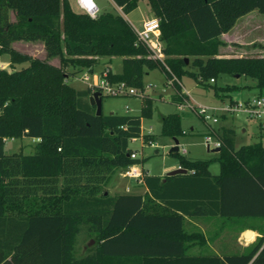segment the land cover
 <instances>
[{
  "label": "trees",
  "instance_id": "16d2710c",
  "mask_svg": "<svg viewBox=\"0 0 264 264\" xmlns=\"http://www.w3.org/2000/svg\"><path fill=\"white\" fill-rule=\"evenodd\" d=\"M113 1L127 14L141 0ZM146 1L161 19L164 63L150 57L121 13L92 18L71 0H0V55L8 54L12 67L22 64L0 68V264H249L264 243L263 237L248 253L223 258L186 253V240L202 243L203 235L185 231V215L264 218V144L236 148L231 126L217 129L222 145L213 159L171 151L188 172L146 173V194L106 189L117 171L142 163L131 157L130 139L140 136L142 118L152 116L153 100L145 97L138 115H97L89 100L95 87L72 86L64 68L94 72L100 57L119 56L122 71L110 68L108 79L137 88L148 70L159 68L180 81H173L176 105L189 99L184 76L214 87L221 101H232L230 93L241 88L218 86L224 74L256 80L264 96V56L221 53V35L240 17L264 13V0ZM20 40L42 41L47 59L59 57L61 66L19 52L12 44ZM183 130L180 112L163 116L162 135L179 138ZM24 136L39 139L34 153L5 152L8 139ZM214 161L218 174L210 170ZM84 228L94 244L76 257ZM251 264H264V248Z\"/></svg>",
  "mask_w": 264,
  "mask_h": 264
},
{
  "label": "rangeland",
  "instance_id": "374dc122",
  "mask_svg": "<svg viewBox=\"0 0 264 264\" xmlns=\"http://www.w3.org/2000/svg\"><path fill=\"white\" fill-rule=\"evenodd\" d=\"M100 7L101 12H114L121 13L122 11L114 3L113 0H95ZM71 4L74 10H77L74 1L71 0ZM153 16L149 5L146 0H141L138 7L130 13L125 14V18L133 22L137 27L141 26V20L143 17ZM248 21H244L245 18L239 20L238 26L242 29L243 25L250 27L251 31H245V39L249 43L248 45H243L245 49L241 51L243 56H257L256 54L264 55V26L260 25L264 23V13L257 11L255 16L246 17ZM10 19L14 21L16 19L15 12H10ZM223 40V39H222ZM224 41V40H223ZM225 43L224 46H226ZM12 46L21 53L29 54L33 57L46 60V50L44 43L42 41H15ZM221 46V49L222 47ZM254 49V52H249L248 50ZM222 53V52H221ZM230 53L228 51L222 53L223 56L227 57ZM236 54V53H233ZM49 63L60 67L61 61L59 57H54L47 59ZM112 66L114 72L120 71L122 69V59L119 56H114L110 62L108 56H102L99 59L98 64L94 67V72H91L88 68H80L76 66H68L64 68V71L69 75V83L78 88L85 89L88 87V82L83 78L85 75L93 76L94 74H101L106 67ZM22 64H15L13 67L10 65V56L8 54L0 55V68L6 69L8 71H13L14 69H20ZM236 76V75H235ZM224 74L218 81V86L237 84L241 88L239 90L233 91L230 94L233 99L242 100L249 97H255L258 95L259 90L255 87L256 80L250 77H238ZM92 82V80L90 81ZM145 85H153L155 87L147 89L146 93L153 100V114L151 117H143V124L146 134L151 128V133L154 135V139L146 142L145 146H141V141L137 140L135 142H130L129 148L131 150H136L138 152L139 159L142 160V167L149 174H160L168 167L178 163L175 156L170 154L171 148L175 145V141L172 137L164 136L161 134L162 118L163 116L173 113L180 112L182 114V126L184 130L191 132L190 126H195L194 135H183L178 139L187 153H183L182 148H179V152L191 159H213L217 156V153L209 150L205 145V135L208 132V126L203 121V119L196 113V111L191 108L186 107L184 110H180L178 105L171 101L172 96L175 93V88L172 84L168 82V79L164 72L155 68L148 70L144 76ZM182 83L185 85V89L189 91L192 100L208 104L217 105L222 102L229 101V98L221 101L216 95L214 87L204 88L203 86L196 83V81L190 76H184L182 78ZM144 104V99L139 96H112L103 94L102 99V112L104 114H141L142 106ZM264 123V118H253L249 119L246 114L240 113L237 116H226L222 117L217 129L221 128L222 125H227L235 128L236 137L235 145L236 148L242 145L255 144L257 142H262L264 144V127L261 124ZM245 130V131H244ZM39 139L35 137L27 136L25 138L18 139H8L5 145V152L15 153L23 152L24 154H32L36 150V146ZM149 142H152L151 145ZM210 170L213 174H218L220 172V164L218 161H214ZM122 170L117 171L109 184L106 185V189L110 194L124 193L130 188V192H137L146 194L143 184H136L131 186L132 179L123 177L121 174ZM130 185V186H127ZM127 190V191H126ZM227 221L239 219L236 217L228 218L224 217ZM94 241L90 236L86 235L85 228L82 233L77 237V243L75 247L76 257H82L88 252V247L93 245ZM86 248V252H85Z\"/></svg>",
  "mask_w": 264,
  "mask_h": 264
},
{
  "label": "built area",
  "instance_id": "2783aa9c",
  "mask_svg": "<svg viewBox=\"0 0 264 264\" xmlns=\"http://www.w3.org/2000/svg\"><path fill=\"white\" fill-rule=\"evenodd\" d=\"M78 12L85 13L92 18H97L101 10L95 0H73ZM119 9L122 11L121 7ZM122 14H125L122 11ZM129 23L132 25L133 29L137 34L138 41L145 46H147L150 57L159 60L164 63L166 57L163 50V42L161 40V19L155 16H149L142 21L140 27H137L133 22ZM110 67H106L103 73L99 76L85 75L84 80L89 83L90 86L95 87L94 91L99 90L103 94L112 96H139L143 99L148 96L146 93L147 89L153 88V85H144L142 88H137L128 85L126 82H111L107 75ZM92 80V82H90ZM176 80L180 82L176 77L168 79V82L173 85V81ZM214 82V79L210 80ZM189 99H185L183 103L178 104L180 110H184L186 107L191 108L196 111V113L203 119V121L208 126V132L205 135V145L209 150L215 151L221 148L222 141L217 135V126L219 125L222 116H237L240 113L246 114L249 119L253 118H264V96L249 97L242 100L233 99L232 101L222 102L217 105L203 104L192 100L189 92H185ZM264 127V123L261 122ZM187 130H183L184 135L187 134ZM147 134L151 133V128ZM146 132L144 129L143 118L141 124V134L138 137H132L130 142H135L137 140L141 141V146L144 147L146 142L145 138ZM153 145L152 142H149ZM179 148L186 152L183 144L179 142ZM132 158H139L138 152L136 150H131ZM179 167H182L179 165ZM146 171L142 167L141 163L132 164L127 168L123 169L121 174L123 177L132 179L138 184H144ZM127 192H130V188H126Z\"/></svg>",
  "mask_w": 264,
  "mask_h": 264
},
{
  "label": "crops",
  "instance_id": "0c3cea01",
  "mask_svg": "<svg viewBox=\"0 0 264 264\" xmlns=\"http://www.w3.org/2000/svg\"><path fill=\"white\" fill-rule=\"evenodd\" d=\"M150 8V7H149ZM257 13L256 10L240 17L234 27L227 33H223L221 35V39L227 43L226 46L222 47L221 52L224 53L228 51L230 56H243L239 53L243 49H245V45L253 42H247L245 39V31H251L250 27L243 25L242 29L239 28L238 22L239 20L245 18L244 21H248L246 17L255 16ZM149 17V16H147ZM146 16L142 18V21L147 18ZM260 25L264 26V23ZM244 45V46H243ZM249 52H254V49L248 50ZM236 53V54H233ZM257 56H264L260 54H256ZM110 62L114 57H109ZM122 59V58H121ZM112 69V66H110ZM123 68V65H122ZM113 70V69H112ZM120 71H116L120 73ZM95 76H99L100 74H94ZM235 79L238 77L235 76ZM182 83V82H181ZM88 83V87H89ZM183 92H189L185 89V85L182 83ZM191 132H187L185 135H194L195 133V126H190ZM245 131V130H244ZM24 136L22 138H25ZM38 139V138H37ZM180 142V141H179ZM22 152V151H21ZM214 152L217 153L215 150ZM183 153H187L183 152ZM179 167V163L172 165L165 169L162 173L158 175H166L169 171L176 169ZM131 186L133 187L136 182L132 180ZM130 186V185H127ZM144 189L146 190L145 186ZM137 193V192H136ZM185 231L188 234H192L194 232H199L203 235L202 243L194 239L186 240L187 241V250L186 253L189 255H196V254H217L220 257H224L227 255H236V254H244L248 253L260 240V238L264 237V218H248V219H234L227 221L222 216H187L185 215ZM253 233L252 236H247L248 232ZM82 233V232H81ZM80 233V234H81ZM87 235V233H86ZM88 236V235H87ZM264 248V243L261 245L260 249L252 258L251 264L260 254L262 249ZM86 252V248H85ZM86 255V254H85Z\"/></svg>",
  "mask_w": 264,
  "mask_h": 264
},
{
  "label": "water",
  "instance_id": "95a60500",
  "mask_svg": "<svg viewBox=\"0 0 264 264\" xmlns=\"http://www.w3.org/2000/svg\"><path fill=\"white\" fill-rule=\"evenodd\" d=\"M188 61V58H186ZM236 77H239V75H236ZM90 103L94 106H96V113L97 115L102 114V92L99 90H96L93 92V94L89 97ZM175 141V145L171 148V151H178L179 150V139L177 137L173 138ZM217 152L220 151V148L216 150ZM188 170L183 167H178L176 169H173L167 173L168 176H173L177 174H185ZM250 231L248 232V234Z\"/></svg>",
  "mask_w": 264,
  "mask_h": 264
},
{
  "label": "bare ground",
  "instance_id": "6f19581e",
  "mask_svg": "<svg viewBox=\"0 0 264 264\" xmlns=\"http://www.w3.org/2000/svg\"><path fill=\"white\" fill-rule=\"evenodd\" d=\"M253 235V233H249L247 236H252Z\"/></svg>",
  "mask_w": 264,
  "mask_h": 264
}]
</instances>
